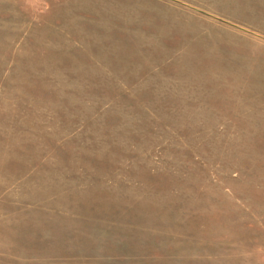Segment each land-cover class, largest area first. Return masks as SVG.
Returning <instances> with one entry per match:
<instances>
[{"label": "rangeland", "instance_id": "rangeland-1", "mask_svg": "<svg viewBox=\"0 0 264 264\" xmlns=\"http://www.w3.org/2000/svg\"><path fill=\"white\" fill-rule=\"evenodd\" d=\"M0 264H264V0H0Z\"/></svg>", "mask_w": 264, "mask_h": 264}]
</instances>
